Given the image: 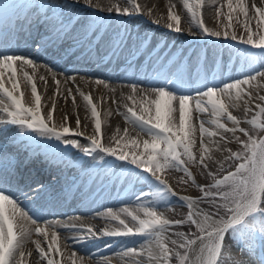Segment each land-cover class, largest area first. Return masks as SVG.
I'll return each mask as SVG.
<instances>
[{"label": "snow or ice", "instance_id": "obj_1", "mask_svg": "<svg viewBox=\"0 0 264 264\" xmlns=\"http://www.w3.org/2000/svg\"><path fill=\"white\" fill-rule=\"evenodd\" d=\"M201 2L202 0H198L197 8L200 7ZM84 5L92 8L101 7L99 3L93 5L92 0H46V2L35 0L31 5L0 0V93L7 100L3 109L6 116L3 117L2 127H0V162L11 154L8 149L12 147L17 153L25 154L20 163H25L30 158L34 159L36 155L42 154L47 164L57 167L63 174L74 168L79 160L90 157V166L95 171L93 175L89 171L81 170L78 175L65 180L60 186H58L59 178L57 182L50 179L47 183L36 182L21 186L16 170L18 165L0 164V264H25V246L32 240L33 232L45 239L51 234L52 240L48 244V253L41 247L39 239L34 241L35 247L40 258L47 257V264H59L49 255L50 253L60 254L61 249L59 234L55 231L50 233L52 221L41 219L45 208L61 205L73 193V190L82 192L90 184L125 179L124 173L137 182L146 181L153 189L155 198L140 202L142 197H149V193L141 192L135 196V201L140 202L137 210L121 207L117 213L109 209L107 215L117 220L123 228L105 230L100 233L94 232L92 228L81 230L78 233V239L86 242L85 248L88 243L95 241L98 235L142 236L145 238L142 247L143 243L149 244L148 264H170L174 255L179 257L180 264H226L229 259L231 264H248V260L243 255L238 257L233 255L232 249L235 246L241 254L251 253L257 239L261 248L264 249V139L257 141L249 136L246 129L239 127L241 120L233 115L229 108H238L242 95L250 96L248 92H241L242 85H250L256 76L264 77V35H259L258 40L254 39L256 33L251 31L247 23L244 25L248 32L246 38L238 37L235 31L229 33L227 29L223 32L210 30L204 26L202 20L198 19L197 11L185 3L187 11L191 14V20L199 23L201 28L196 35L239 40L241 44L262 50L260 70L247 78L220 82H217L215 76L209 78L206 74L198 87H193L182 77L171 73L161 75L158 79L146 75L143 88L138 83H131V94L127 99L135 102L137 93L143 92L142 99L146 104L140 115L129 108L128 112L131 115H126V119L137 126L141 132L150 135L151 140L143 141L142 153H130L125 150L127 145L121 147V141L116 136H112L116 147L104 145L100 136L97 135L101 133L100 113L90 95H85L83 92H80V96L90 106L91 115L95 119V134L87 137L88 144H83L74 138L84 135L80 131L78 116L75 129L67 123L57 126L51 122L55 105L46 116L41 114V95L38 94L33 77L24 71L27 67L35 70L42 58L55 60L61 53L91 52L93 45L98 41L108 43L109 51L113 56L116 55L124 45V36L121 35L120 29H117L114 35L107 33L101 35L99 29L93 30L91 27L78 33L77 17H66V12H70L77 6H81L83 10ZM228 7L233 9L232 0H228ZM236 7L244 13L246 18L248 17V8L243 0H238ZM24 8H28L29 11L21 18L20 12ZM107 11L111 13L113 8L108 7ZM115 12L117 18L121 19V23L125 24L123 17H131L139 12V7H134L133 12H129L127 8L123 10L116 8ZM255 12L264 21V8L256 7ZM13 17L16 18V23L9 26V21ZM96 19L102 18L96 16ZM169 19L172 23H168L166 27L177 33L181 32L180 17L170 14ZM259 23L260 21L258 26ZM123 32L127 34L126 27L123 28ZM21 40L25 43L31 41V47L23 53L17 50ZM244 51L246 56L251 55L247 49ZM18 70L22 72L24 82L31 86L33 106H26L24 103V93L20 92L17 79ZM6 72L7 81L12 85L11 89L5 86ZM69 79L74 81L75 78L69 77ZM95 79L97 84L104 83L99 78ZM56 83L59 85L60 81L57 80ZM68 91L71 92L70 89ZM17 92L19 95L16 94ZM225 98L227 103L224 102ZM260 99L264 100V97ZM74 100L75 97H73ZM193 101H195L194 111L201 114V117L204 113H210V123L215 125V130H210L205 126L209 121L203 118L198 124L201 139L199 164L205 169L208 168L206 158L212 159L210 155L212 147L204 142L205 136L219 137V141H211L218 151L220 142L230 140L227 133H231L232 138L238 140L236 133L239 131L248 136V141H239L244 150L243 153L231 152V149L225 148L224 150L230 155L223 161H218L220 165L218 171L221 172L225 171V162L243 161L236 166L235 171H228L222 179H216L215 172H207V176L214 180L209 188H215L217 191H205L202 186L197 185L217 213L221 209L224 210V216L214 219L210 214L196 207V199L181 197L182 200L187 201L186 206L190 210L187 219L195 224L199 231L198 236L191 239L185 236L181 240L173 239L167 233L171 227L180 226L184 222L170 221L156 209L161 205L166 208L167 205L163 204L164 197L172 193L162 174L169 169H180L186 175L192 176L185 167L184 157L187 158V162H197V157L193 154L197 127L193 123V112L190 110ZM256 107L260 117H264V106L256 105ZM143 113L149 114L147 119ZM225 119L231 122L232 127L224 122ZM64 120L66 121L67 118L65 117ZM247 123L264 129V123H258L255 117ZM21 129L24 130L23 134L20 132ZM13 132L16 135H12ZM124 134L127 136V130ZM49 141H55V143ZM131 144L137 145V141L133 139ZM77 150L79 155H76ZM117 162L125 163L117 164ZM114 165L120 169L119 175L113 171ZM192 182L195 184V179ZM221 186H224L226 190L220 191ZM194 208L195 211H193ZM141 212L143 218L139 214ZM121 214L135 222V229L128 226L126 220L121 218ZM40 224H45L46 227H41ZM169 244L174 247L170 248ZM176 249L185 251L181 255ZM189 253H193L191 258ZM130 254L140 255L136 253L135 248H129L123 252L125 256ZM72 255L75 256V252ZM261 261L264 264V255L261 256ZM80 262L83 264L82 257ZM131 264H139V261L133 259Z\"/></svg>", "mask_w": 264, "mask_h": 264}, {"label": "bare ground", "instance_id": "obj_2", "mask_svg": "<svg viewBox=\"0 0 264 264\" xmlns=\"http://www.w3.org/2000/svg\"><path fill=\"white\" fill-rule=\"evenodd\" d=\"M148 1V0H145ZM165 0H153V4H158L159 7H163L165 5ZM188 1V2H186ZM12 3L21 4L23 0H10ZM187 3L188 5H193L194 0H179V5L183 6ZM151 5V8L158 9V6ZM162 5V6H160ZM210 2H208L205 6V11H203L205 14L211 13L209 10ZM159 10V9H158ZM142 16H147V12L145 10H142ZM180 17V13H179ZM146 18V17H144ZM140 23L145 24V20L139 19ZM215 21L209 23L206 22V26H211ZM156 29V31H161L159 27H153ZM54 68H58L56 66L51 65V67H45L40 64H38L37 68L34 70L32 67H27L24 69V71H27L29 75L32 77H35L36 81L40 85V88H38L39 91L43 92V104L45 107V110L51 111L53 105H55V112L53 113L54 118L57 120H53L54 123L59 126L62 123H67L68 126L75 129L76 127V119L77 116L80 119V131L84 133V143L88 144L89 141L87 137L95 134V119L91 115L90 106H86L84 104L83 98L80 96V92H83L85 95H90L92 98L93 103L97 106V111L100 113V116L102 119H104L105 123V130L106 133H103V139L107 142H115L112 140V136H116L118 139L121 134L125 133V130H127V136L129 141L125 142L126 145H131V140L134 139L137 141V145L143 147V141L144 137L137 134L132 128H128L124 126L122 123L121 117L119 116L120 113L123 114V105L126 102V99L122 96L123 92L127 91L126 88H119L118 92H110L108 91L107 86H105L103 83L97 84L96 79L92 81L83 82L81 81L77 76H74V81L72 79H69V77L72 76H64L62 74L57 73ZM92 75H99L94 71H91ZM7 72L5 73V86L11 89L12 85L11 82L7 81ZM22 72L18 70L17 72V79L21 80ZM43 77V79H41ZM101 77V76H100ZM59 80L60 83L57 85L56 81ZM75 82L73 85L71 82ZM256 81L263 82L264 83V77H260V80H252L250 82V85H245L242 88H248V93L255 95V101H250V96L248 95H242L241 100L239 103V109L242 107H246L248 105H252L253 107H256L260 103V98H258L256 95L258 93L257 85L255 84ZM22 84L20 85V92L24 93V103L26 106H33L34 104V98L31 95V88L28 86L30 84L25 83L24 80H21ZM92 82H94V86L96 88H92ZM28 84V85H27ZM71 90L69 93L68 90ZM258 89V90H257ZM246 92V91H244ZM243 92V93H244ZM19 95V92L16 93ZM73 97H75V100L73 101ZM249 101V102H248ZM225 103H227V100L225 98ZM247 102V103H245ZM7 103L6 97L3 96L2 93H0V121L3 117H5V112L3 111L5 104ZM133 103V104H146V102L143 99H139V97H136V101L128 100L127 102ZM193 104V103H192ZM195 106V103L193 104ZM234 109V108H232ZM67 118L65 121L64 118ZM201 117V116H200ZM204 120L209 121V128L210 130H215V125L210 123L211 115L209 113H204L202 117ZM119 130V131H118ZM196 134L199 133L196 130ZM125 135V134H124ZM133 136V138H132ZM212 138H209L206 136L205 143L209 144V147L213 146L211 144ZM217 153V152H216ZM218 154V153H217ZM217 157V156H216ZM212 158H214L212 156ZM91 158H88V163H90ZM209 162H213L212 160H209ZM165 177V175H162V178ZM170 179V178H169ZM169 183H171L168 179H166ZM172 187V185H171ZM95 201L90 200V205L95 204ZM199 209L198 205H196ZM195 211V208L193 209ZM202 210V209H201ZM107 211L100 213V214H93L85 219L75 217L73 218V225H70L69 223L62 222L60 219H54L49 218L48 220L52 221V227L50 229L51 231H55L59 234V244L61 252L60 254L56 253H50L49 255L54 260L58 261L59 264H81L80 259L76 256L78 253H76L74 250L69 248V245L67 244V240H71L75 238V235L73 234V230H78L80 227H84L85 229L90 227H95V224H97V220L101 218H107ZM211 215L208 211H203ZM141 218H143V213L140 214ZM212 216V215H211ZM213 217V216H212ZM214 218V217H213ZM216 219V218H214ZM106 222V220H105ZM129 225H132L131 223H128ZM41 227H46L45 224H40ZM35 227V226H33ZM135 228V226H134ZM139 238L142 236H138ZM135 236V238H138ZM138 238V239H139ZM39 239L41 242V247L44 249L46 253H48V244L51 242L52 237L51 234H49L48 238L45 239L44 237L38 236L33 232L32 240L29 241L26 245L30 244V250L27 253L25 252V264H47V257L46 258H40L38 256V250L35 247L34 241ZM128 242H131V239L127 237ZM140 240V239H139ZM144 241V239H142ZM127 242V240H125ZM199 244V242H198ZM77 246H79L78 243H76ZM55 247V245H53ZM148 243H143L142 245L136 249V253H140V255H128L125 256L123 253L119 254L118 256L114 253L112 258H108L107 260L101 259L99 264H131V261L133 259L138 260L139 264H148ZM104 250H101L100 252H103ZM75 252V256L72 255V253ZM28 253H31V255H28ZM94 255V254H92ZM193 255V253H190V257ZM205 258L207 253L205 252ZM95 257V256H94ZM238 257V256H237ZM246 258V257H245ZM129 259V260H127ZM248 264H262V261L259 260L258 255H250L247 257ZM90 261V260H89ZM84 264V263H83ZM89 264V263H86ZM98 264V263H97Z\"/></svg>", "mask_w": 264, "mask_h": 264}, {"label": "rangeland", "instance_id": "obj_3", "mask_svg": "<svg viewBox=\"0 0 264 264\" xmlns=\"http://www.w3.org/2000/svg\"><path fill=\"white\" fill-rule=\"evenodd\" d=\"M93 1L95 3H99L103 7H106V9L108 7H112L113 9H116L118 7L117 5H115L116 0H93ZM121 1H122V7L124 5H128L130 11H133L134 7H136V1L135 0H121ZM202 1L206 2L207 0H202ZM164 2H165V5L163 7H159V5L157 3L153 4V5L158 6L160 13L163 12L164 14H168V18L170 16V14L177 15V11H176V8L178 7L176 5L177 0H165ZM237 2H238V0H232L233 9H229L228 0H214L211 3V9L213 10L216 18H215V24L212 25L211 28H213V30L218 29L221 32H223L225 29H227L230 33L235 31V33L238 37H245L246 38L248 35V32L245 30L244 25H245V23H247L249 28L251 29V31L253 33H256V35H254L253 38L258 40L259 35H264V21H262L261 18L256 14L255 8L256 7L264 8V0H243L244 5L248 8V17L247 18L244 16V13L238 7H236ZM151 3H153V0ZM160 6H162V5H160ZM119 8L122 9L121 7H119ZM199 17H200V15L198 14V19H199ZM229 17H231V20H229ZM209 18H213V17L210 16ZM182 19L187 21V24H189V25H194V23L196 22V21L191 20V14L187 10L183 11ZM258 21H260L259 26H258ZM198 30H200V29H198V28L194 29V31H198ZM256 85H257V88L259 89V90L257 89L258 93L256 96L258 98L264 97V83L257 81ZM244 91L248 92V88H242L241 89L242 93ZM254 97H255L254 94H250V101L251 102L255 101ZM260 101L262 102L263 100H260ZM85 105L87 106V103H85ZM139 107H140V105H139ZM250 108H251V105H248L246 107H242L241 109H239V108L232 109V107H230L229 111H231L233 115L237 116L238 119L241 118L240 119L241 124L239 125L240 128H244L242 123L247 122L248 119L252 118L255 115V113H256L255 110H246V109H250ZM135 112L138 115H140V114H142V109L141 110L135 109ZM145 114H148V113H143L144 116H145ZM261 118H264V117H261ZM224 122H226L229 127H232V124L230 121H226V119H225ZM238 132L239 131H237V133H236V137L239 138L238 140L235 138H232L231 133H227L226 135L230 138V140L225 141V142H220V144H219L220 150L219 151L216 150V148L212 145L214 148H213V151L210 153V155L213 156L214 158H212L213 162H211V163L206 158V163L208 164L207 169H205L202 165L199 164V157L201 154V139L197 138V140L195 139V144L193 146V154H194V156L197 157V162L196 163L187 162V158L184 157V159L186 161L185 167H187L189 172L192 173V176L186 175L180 169H171L170 172H168V174L170 175V177H171V179H172V181H173V183L177 189V193H179L178 195L186 196L188 198L191 197V198L196 199L197 202L201 205V207L204 210H209L214 216H216L218 218H220L221 216H224V210L221 209L219 211V213H217L216 209L214 207H212V205L204 197V192L201 191V189L199 187H197V185L198 184H205V183H208V182L213 180L212 177L207 176L208 171L215 172L216 177H221L223 174L232 170L233 163L236 164L237 163L236 161H233V163L231 164V168H229L228 161L225 162V164H224L225 171H223V172L218 171V169L220 167L218 161H223L225 159V157L230 155V153L228 151L224 150L225 148L231 149V152H235V151H237V149L242 147V145L239 141H244L243 138H245V137H246V139H248V136L242 135ZM122 136L123 135L121 134L119 139L121 141V147H124L126 144H124L125 140ZM251 137L253 139L257 138L256 135L255 136L252 135ZM212 140L219 141V137H214V138H212ZM204 142H205V140H204ZM162 147H164V146H162ZM139 149L141 152V147H139L138 145H127V147L125 148V150L129 151L130 153H134L136 151H139ZM243 151L244 150L242 149L241 153H243ZM241 162H243V161H241ZM193 179H195V184L192 182ZM219 190H226V188L224 186H221V188ZM165 204L167 205L166 208L163 207V205L157 207V210L161 211L160 213H162L164 217H166L167 219H169L170 221H173V222H175L176 220H179V219H183L182 221L184 222L180 226L171 227L169 229V237H171L173 239H181L182 240V238L185 236L191 239V238H194L195 236L199 235V231L196 228V225L192 224L187 219L189 214H188V211L186 210V207L183 206V202H181L179 199H177L175 197H172V198L167 199ZM225 218H227V217H225ZM131 222H133L135 224L134 221H131ZM174 233L178 234V235H173ZM169 247L173 248L174 246L169 244ZM176 250L179 251L181 253V255H183V253L185 251L184 249H176ZM233 252H236V249H234ZM170 264H180L179 257L174 255L170 261ZM226 264H231L230 259L226 262Z\"/></svg>", "mask_w": 264, "mask_h": 264}]
</instances>
